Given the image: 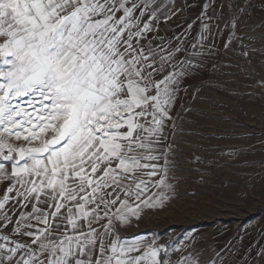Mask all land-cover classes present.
I'll return each instance as SVG.
<instances>
[{
    "label": "snow or ice",
    "instance_id": "6c2138e0",
    "mask_svg": "<svg viewBox=\"0 0 264 264\" xmlns=\"http://www.w3.org/2000/svg\"><path fill=\"white\" fill-rule=\"evenodd\" d=\"M179 11L157 0H0V264H264V244L239 259L231 240L202 261L194 237L128 234L177 197L175 106L216 52L214 0L196 43L153 35L157 13L167 22Z\"/></svg>",
    "mask_w": 264,
    "mask_h": 264
},
{
    "label": "rangeland",
    "instance_id": "374dc122",
    "mask_svg": "<svg viewBox=\"0 0 264 264\" xmlns=\"http://www.w3.org/2000/svg\"><path fill=\"white\" fill-rule=\"evenodd\" d=\"M218 1L219 27L213 29L216 52L203 56L175 106L174 116L181 118L177 123L183 128V134L176 136L177 197L128 230L129 235L157 234L161 244L194 237L192 244L202 261L213 254V227L238 229L255 213L248 212L247 199L253 202L252 211H264V84L260 83L264 81V6L258 0H252L251 7L235 0L244 9L237 14L232 1ZM236 15L238 22L231 27ZM189 25L188 18L176 14L157 37L173 41L182 37L191 45L204 29L201 24ZM230 32L242 39H234L225 49ZM200 227L204 233L198 238L195 231Z\"/></svg>",
    "mask_w": 264,
    "mask_h": 264
},
{
    "label": "crops",
    "instance_id": "0c3cea01",
    "mask_svg": "<svg viewBox=\"0 0 264 264\" xmlns=\"http://www.w3.org/2000/svg\"><path fill=\"white\" fill-rule=\"evenodd\" d=\"M230 1H232L233 5H235V0ZM157 2H162L164 5L175 7V10L181 9V11L177 12V17L180 18L182 16L186 19L188 18L191 21V25L201 24L198 20V17L201 15L202 10L204 9L205 0H157ZM242 2L248 4V0H242ZM214 3L216 8L219 9L221 2L214 0ZM161 11L167 12L168 10L167 8H162ZM157 15L159 16V21L157 24L159 30L153 33L155 36L163 35L164 30L162 29L167 26L164 16L160 13H157ZM246 201L248 212L255 213L252 216L247 217L246 220L242 221V224L238 229H235V227L230 225H217L213 227L210 238L214 240L213 243L216 250H219L231 240H239L242 245L239 249V259H243L245 253H248L249 256L254 255V252H248L249 247L254 246L258 248L260 244H264V211H252L253 202L251 199H247ZM203 230L204 229H202V227L197 228L195 235L199 238V234L202 235L204 233Z\"/></svg>",
    "mask_w": 264,
    "mask_h": 264
}]
</instances>
